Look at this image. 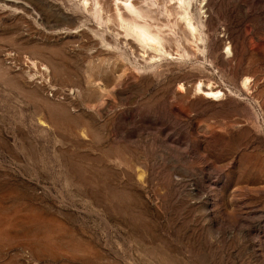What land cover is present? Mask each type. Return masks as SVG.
<instances>
[{"label": "rangeland", "instance_id": "1", "mask_svg": "<svg viewBox=\"0 0 264 264\" xmlns=\"http://www.w3.org/2000/svg\"><path fill=\"white\" fill-rule=\"evenodd\" d=\"M0 264H264V0H0Z\"/></svg>", "mask_w": 264, "mask_h": 264}, {"label": "bare ground", "instance_id": "2", "mask_svg": "<svg viewBox=\"0 0 264 264\" xmlns=\"http://www.w3.org/2000/svg\"><path fill=\"white\" fill-rule=\"evenodd\" d=\"M179 1H180V3H182V0H179ZM130 7H131L130 5L127 6V8H130ZM187 26L190 28V30H194V28L190 22L187 23ZM140 38L146 44H148V43L154 44L155 41H157V37H155L153 34H150V33L144 32V31L141 32ZM218 93H219L218 91L217 92H210L209 91L207 94L216 95Z\"/></svg>", "mask_w": 264, "mask_h": 264}]
</instances>
